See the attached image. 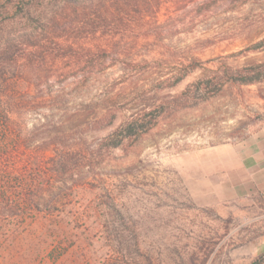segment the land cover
I'll list each match as a JSON object with an SVG mask.
<instances>
[{
    "label": "rangeland",
    "instance_id": "rangeland-1",
    "mask_svg": "<svg viewBox=\"0 0 264 264\" xmlns=\"http://www.w3.org/2000/svg\"><path fill=\"white\" fill-rule=\"evenodd\" d=\"M157 1L135 22L21 64L22 77H39L31 95L56 98L21 116L27 129L53 115L94 143L145 105L157 124L103 157L102 200L90 172L81 200L0 241V264H235L251 214L218 198L199 161L264 126V0ZM196 86L211 96L187 100Z\"/></svg>",
    "mask_w": 264,
    "mask_h": 264
},
{
    "label": "trees",
    "instance_id": "trees-1",
    "mask_svg": "<svg viewBox=\"0 0 264 264\" xmlns=\"http://www.w3.org/2000/svg\"><path fill=\"white\" fill-rule=\"evenodd\" d=\"M157 0H14L0 5V241L23 235L29 222L54 219L59 205L81 200L82 184L93 172L98 197H104V179L97 177L103 157L138 141L157 124L145 105L112 131L90 142L83 125H56L53 115L27 129L21 116L52 106L28 91L36 77H22L21 64L45 62L63 45L104 33L122 23L148 15ZM105 34V33H104ZM21 75V77H18ZM183 77H178L175 83ZM244 80L243 83H252ZM204 90V89H203ZM196 86L187 100L209 98ZM147 101L151 97H145ZM198 101L188 103L194 106ZM102 118V117H101ZM101 118L96 121L101 124ZM99 126V125H98ZM101 128V127H99ZM69 182H71L70 186ZM83 182V183H82ZM74 184V186H73ZM60 207V206H59ZM258 257L251 264H259Z\"/></svg>",
    "mask_w": 264,
    "mask_h": 264
},
{
    "label": "crops",
    "instance_id": "crops-1",
    "mask_svg": "<svg viewBox=\"0 0 264 264\" xmlns=\"http://www.w3.org/2000/svg\"><path fill=\"white\" fill-rule=\"evenodd\" d=\"M199 162L205 178L217 188L218 198L251 214L241 219L251 226L242 232L249 240L231 247L234 263L251 264L264 257V126L239 141L210 146Z\"/></svg>",
    "mask_w": 264,
    "mask_h": 264
}]
</instances>
